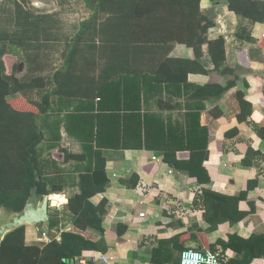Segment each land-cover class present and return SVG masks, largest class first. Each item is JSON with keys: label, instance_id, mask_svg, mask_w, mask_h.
Returning <instances> with one entry per match:
<instances>
[{"label": "crops", "instance_id": "obj_1", "mask_svg": "<svg viewBox=\"0 0 264 264\" xmlns=\"http://www.w3.org/2000/svg\"><path fill=\"white\" fill-rule=\"evenodd\" d=\"M232 3L230 8L229 0H202L201 14L215 23L205 35L208 42L198 50L177 44L170 51L169 66L190 71L186 85L127 77L121 87L107 84L104 96L66 102L53 98L40 120L47 141L39 149L47 188L57 184L62 190L45 196L57 206L50 207L44 231L25 226L27 245L43 249L71 232L82 236L77 248L72 244L75 250L84 246L81 259L109 254L116 258L114 264H180L182 251L195 249L219 253L228 264H264V3ZM219 39L224 48L211 52L208 43ZM4 62L7 73L18 78V68L27 65L15 46ZM198 86L211 87L212 95H193ZM133 112L141 132L151 117L159 124L155 131L164 136L176 133L178 138L184 130L185 143L170 144L166 136L155 146L129 143L124 133L135 132L139 124L124 118ZM52 113L61 114L55 123ZM85 115L91 121L86 129L92 132L100 117L96 126L107 135L102 145L110 183L101 193L95 192L89 171L93 161L65 162L62 152L84 153L89 135L74 129L78 121L68 119ZM204 150L203 168L189 163L191 151ZM81 179L91 180L84 195ZM78 195L89 197L103 233L86 222L87 228L75 225L68 205ZM82 207L74 208L80 212Z\"/></svg>", "mask_w": 264, "mask_h": 264}, {"label": "trees", "instance_id": "obj_2", "mask_svg": "<svg viewBox=\"0 0 264 264\" xmlns=\"http://www.w3.org/2000/svg\"><path fill=\"white\" fill-rule=\"evenodd\" d=\"M29 1L6 0V8L0 11V210L4 208L7 214L23 213L36 185L35 172L40 175L38 196L43 200L46 195L59 194L62 190L53 183L52 188H47L41 164L43 154L39 149L47 141L45 124L40 120L49 113L54 97L66 102L74 98L91 99L93 94L104 96L107 84L120 83L121 87L129 77L151 79L154 85H186L189 69L183 65L171 68L166 59L177 44L198 50L208 42L205 35L215 25L201 14L202 0H55L59 10L53 12H38L29 7ZM76 1L89 9L91 15L69 25L63 16L64 8ZM229 2L232 8V0ZM208 44L211 52L214 48H224L222 39ZM11 46L19 48L27 61L28 71L21 78L7 73L4 58ZM196 88L195 96L212 95L211 87ZM111 90L115 92L114 86ZM134 115L137 114L133 112L130 118H124L126 122L129 119L139 124L135 132L128 133L127 129L124 133L129 143L155 146L165 136L170 144L185 143L184 130L181 129L178 138L176 133L173 138L164 136L155 131L159 124L151 117L145 118L148 129L141 132L143 126ZM85 116L88 117H72L68 121L79 122V127L74 129L89 135L87 142L91 147L84 145L81 155L62 152L65 162L93 161L89 171L95 192L101 193L110 183L106 175L108 159L103 151L106 147L102 145L107 135H101L100 124L96 126L100 117H95L96 127L91 126L92 132L86 129L91 121L89 115ZM205 159V150L191 151L189 163L203 168ZM89 183L91 180L81 179L83 195L91 187ZM79 203L83 207L77 212L74 207ZM68 206L76 226L87 228L86 222L103 233L95 223L101 221L95 220L97 217L92 212L96 209L89 197L78 195L70 199ZM81 237L66 232L60 242L54 240L42 249L27 245L26 227H21L8 234L1 245L0 264H64L79 260L85 248L75 250L74 246L77 248ZM85 245L95 248L87 242Z\"/></svg>", "mask_w": 264, "mask_h": 264}, {"label": "water", "instance_id": "obj_3", "mask_svg": "<svg viewBox=\"0 0 264 264\" xmlns=\"http://www.w3.org/2000/svg\"><path fill=\"white\" fill-rule=\"evenodd\" d=\"M36 185L32 189L31 197L27 202V205L23 213H17L14 216L7 217L5 209L0 210V247L6 239L7 235L14 230L29 226H35L44 231V224L49 222V209L50 207H56L57 202L50 197H45L43 201L38 199V183L40 181V175L35 172Z\"/></svg>", "mask_w": 264, "mask_h": 264}, {"label": "rangeland", "instance_id": "obj_4", "mask_svg": "<svg viewBox=\"0 0 264 264\" xmlns=\"http://www.w3.org/2000/svg\"><path fill=\"white\" fill-rule=\"evenodd\" d=\"M4 1L6 0H0V11L4 10L7 6V3H5ZM29 3V7L35 8L38 12H53L55 10H59V7L57 6L55 0H30ZM64 9L65 13L63 16L69 23V25L84 21L91 15L90 10L87 9L84 5H81L79 1L68 4ZM27 71V65L24 69L19 67L17 74H19V77L21 78L26 75ZM58 116L60 118L61 114L55 115L52 113L51 122L55 123Z\"/></svg>", "mask_w": 264, "mask_h": 264}, {"label": "built area", "instance_id": "obj_5", "mask_svg": "<svg viewBox=\"0 0 264 264\" xmlns=\"http://www.w3.org/2000/svg\"><path fill=\"white\" fill-rule=\"evenodd\" d=\"M256 1L264 3V0ZM262 38H264V30ZM153 159L156 160L157 158L153 157ZM141 216L145 217L146 215L142 214ZM115 261L114 256L106 254L95 256L92 259H79L64 264H114ZM180 264H227V261L219 253L188 249L181 253Z\"/></svg>", "mask_w": 264, "mask_h": 264}]
</instances>
